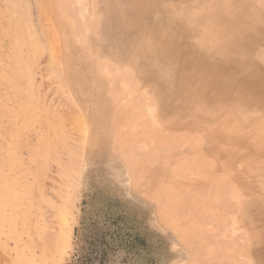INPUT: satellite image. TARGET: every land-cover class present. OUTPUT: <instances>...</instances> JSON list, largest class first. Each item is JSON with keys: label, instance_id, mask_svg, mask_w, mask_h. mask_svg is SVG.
<instances>
[{"label": "rangeland", "instance_id": "obj_1", "mask_svg": "<svg viewBox=\"0 0 264 264\" xmlns=\"http://www.w3.org/2000/svg\"><path fill=\"white\" fill-rule=\"evenodd\" d=\"M11 1L0 264H264V0ZM205 198L222 208L193 210Z\"/></svg>", "mask_w": 264, "mask_h": 264}, {"label": "bare ground", "instance_id": "obj_2", "mask_svg": "<svg viewBox=\"0 0 264 264\" xmlns=\"http://www.w3.org/2000/svg\"><path fill=\"white\" fill-rule=\"evenodd\" d=\"M14 1V0H13ZM13 1H11V3L13 2ZM62 1V0H61ZM9 2H10V0H9ZM59 2V1H58ZM16 3V2H15ZM60 5V4H59ZM18 7V6H17ZM20 7H21V5H20ZM24 7H25V5H24ZM14 9H16V8H14ZM13 9V10H14ZM46 9V8H45ZM45 9L44 8H41V13H43L42 11H44L45 12ZM51 9V8H50ZM11 14H9V16H10ZM41 15V14H40ZM13 17V16H12ZM17 21V20H16ZM1 23V22H0ZM13 23V22H12ZM16 23V22H15ZM20 22H18L17 24H19ZM43 22H42V27H43ZM15 25V24H14ZM20 25V24H19ZM44 25H46V24H44ZM16 26H18V25H16ZM42 29H44V27L42 28ZM24 31H26L25 29H24ZM17 33H19V30H18V32ZM25 34V33H24ZM27 34V33H26ZM48 35V33H44V35ZM19 35V34H18ZM43 35V34H42ZM29 36V35H28ZM69 37V36H68ZM25 38V37H24ZM31 38V37H30ZM26 39V38H25ZM33 39L34 38H31L30 39V42L33 44ZM35 39H36V36H35ZM66 39H67V37H66ZM23 40V39H22ZM23 42H24V40H23ZM22 42V43H23ZM15 43V42H14ZM30 43V44H31ZM17 44V43H16ZM19 44H21L20 43V41H19ZM28 44V46L27 47H29V43H27ZM15 45V44H14ZM18 45V44H17ZM16 45V46H17ZM24 45V44H23ZM23 45L21 44L20 46H22V48H23ZM25 45H26V43H25ZM34 46V45H33ZM12 47V46H11ZM19 47V46H18ZM31 47V46H30ZM45 47V46H44ZM13 49V48H12ZM15 50H17V47H16V49ZM23 50V49H22ZM22 50H21V54H23L22 53ZM19 53V52H18ZM16 55H17V53H16ZM22 57V56H21ZM3 61V60H2ZM28 61V60H27ZM29 62V61H28ZM3 63H5V62H3ZM10 64V63H9ZM0 74H1V72H0ZM2 75L4 76V74L2 73ZM231 76V75H230ZM5 77V76H4ZM233 77V76H232ZM2 78V77H1ZM2 79H4V78H2ZM244 89H245V87H241V88H239L238 89V91H233V92H231V90L230 89H228V90H224L223 92H221V93H219L220 94V96H219V98H218V101L219 102H226L227 104H224L226 107H228L229 108V103H228V99H233V100H238V98L240 97L239 96V93H243L244 92ZM227 91V92H226ZM11 94V93H10ZM202 95L203 94H196V92H194V94H191V98L193 99V98H197V100H198V102H195L196 104H195V106H201V104H204L205 103V101H207L206 99H202L201 97H202ZM201 96V97H200ZM120 99H121V97H120ZM215 100V99H214ZM195 101H196V99H195ZM41 104V103H40ZM221 104V103H220ZM238 107H239V109H234L233 110V112H230L229 110H226V111H221V112H223V113H225V114H232V116L234 117V115H236L237 113H239V115L242 113L241 111L240 112H238L239 110H244V111H246V109H247V104L246 103H243V102H238V103H235ZM21 105H22V103H21ZM206 106V105H205ZM186 108V107H185ZM223 109H225V108H223ZM184 111V110H183ZM185 111H187V108L185 109ZM127 112V111H126ZM126 112H124L125 114H127ZM28 114V113H27ZM250 115V114H249ZM227 116V115H226ZM228 119H229V117H227ZM20 119V118H19ZM172 119V118H171ZM32 120V119H31ZM255 121V120H254ZM136 122V121H135ZM230 122V121H229ZM257 122H258V120H257ZM257 122H255V124L257 123ZM27 124V123H26ZM193 125V124H192ZM252 126H253V123H252ZM22 128V127H21ZM32 128V127H31ZM9 129V128H8ZM64 130V129H63ZM156 130H154L153 132H154V135L156 136L157 134H156V132H155ZM123 132V131H122ZM64 133V132H63ZM30 134V133H29ZM256 135H258V132H257V134ZM47 136V135H46ZM34 137V136H33ZM258 137L259 136H257L256 137V140L258 139ZM156 138H157V136H156ZM119 139V138H118ZM122 140V139H121ZM120 140V141H121ZM33 141V140H32ZM48 141V140H47ZM120 141H118V143H119V145L120 144H122V143H120ZM126 141V140H125ZM174 138H162V137H160L159 138V142H160V146L161 145H167V146H170V144L171 145H173L174 146V148L176 147V144L174 143ZM234 141V143H235V145H236V143L238 142V141H240V140H238V139H235V140H233ZM263 143V142H262ZM70 144V143H69ZM55 145V144H54ZM178 145V144H177ZM234 145V144H233ZM239 145V144H238ZM8 146V145H7ZM57 146V145H56ZM253 147H256V146H254V145H252ZM188 147H191V145H189ZM192 148V147H191ZM159 149V148H158ZM192 151H193V149H192ZM46 153V152H45ZM159 153V152H158ZM154 154V153H153ZM191 154V153H190ZM146 154H144V156H145ZM195 155V154H194ZM33 156V155H32ZM195 157H196V155H195ZM47 158V157H46ZM191 158V157H190ZM45 160V159H44ZM199 160V159H198ZM206 160H207V158H206ZM212 160V159H211ZM185 162L184 163H186V166H187V170L189 171V170H191L192 172H196V173H200V172H206V169L203 167L204 165V163L203 164H201V162H199L201 165H203V166H201L198 162H197V158L196 159H191V160H187V159H185L184 160ZM203 161H204V159H203ZM206 162V161H205ZM182 163V162H181ZM207 164V163H206ZM208 164H209V162H208ZM62 166V165H61ZM211 167V166H210ZM9 169V168H8ZM185 170H186V167L184 168ZM183 169V170H184ZM182 170V173H185L184 171ZM188 171H186V173L185 174H187V172ZM13 172V171H12ZM181 172V171H180ZM179 172V174H181ZM178 173V172H177ZM9 176V175H8ZM212 176V175H211ZM211 178V177H210ZM209 178V179H210ZM214 178H212V180H213ZM219 179V178H218ZM210 181V180H209ZM8 184V183H7ZM3 185V184H2ZM9 185V184H8ZM212 187V186H211ZM216 187V186H215ZM209 189H210V187H209ZM211 191V190H210ZM173 196H175V194H172ZM189 195V194H188ZM190 195H193V194H190ZM211 196H213L212 198H216V196H217V198H219L218 197V195L216 194V195H211ZM189 197V196H188ZM191 197V196H190ZM194 197V196H193ZM200 197V196H199ZM201 198V197H200ZM219 200H220V198H219ZM225 200H227V199H225ZM178 201H179V199H173V198H171L170 199V202H175L174 204L175 205H173V206H171V208H170V211L174 214V213H176V212H180V214L179 215H181V214H183L181 211L183 210L182 208H186L185 210H187V214H190V213H192L193 211H191L192 209L191 208H188V205H190L191 203L193 204V202H191L190 204L188 203V201H186V203L185 204H182V203H178ZM221 202H225L224 200L222 201V200H220ZM220 201H215L214 202V200L212 201V200H207L206 198L205 199H203V200H201V204H195V206L193 207V205H192V208H193V210H198L200 213H203L202 212V210L203 209H205V208H207V209H209V208H214V209H216V210H218V209H220V208H222V203L220 202ZM167 206H168V203H167ZM191 206V205H190ZM200 206H204V208H201ZM182 209V210H181ZM191 209V210H190ZM189 210V211H188ZM170 213V212H169ZM171 213V214H172ZM178 213H177V215H174V217L175 216H178ZM186 214V215H187ZM209 215V214H208ZM182 216V215H181ZM188 216H190V215H188ZM205 217H206V215H205ZM204 216L199 220V223H197L198 221L196 220L195 221V223H192V221H191V225H190V227L193 225V226H196V227H193V230H192V232L190 233V234H194L195 232H196V230H197V228L199 229V231L201 230V226L199 227V225H200V221H202L203 219H207V217L205 218ZM210 217V216H209ZM192 220H194V219H192ZM190 224V223H189ZM199 224V225H198ZM204 224V223H203ZM203 226V225H202ZM192 237V236H191ZM196 238H197V236H196ZM215 238V237H214ZM199 237L197 238V241L199 242ZM194 240H196V239H194ZM194 240H192V241H194ZM211 240H212V238H211ZM191 241V242H192ZM223 241V240H222ZM189 243V242H188ZM193 243V242H192ZM211 244H213V246H214V244H215V242L214 241H211ZM218 245V244H217ZM216 244H215V246H217ZM211 247L210 248V250H211V253L210 252H207L206 253V255H208V256H212L213 254H217L218 256L219 255H223V253L225 254V250H224V248L222 247V245L221 244H219V246L220 247ZM222 248H223V250L224 251H222ZM221 257V256H220ZM225 257V256H224ZM223 257V258H224ZM222 258V257H221ZM220 258V260H223V259H221ZM204 259L205 258H203L201 261H204ZM208 259H210V258H208ZM206 260V261H208L207 263L209 264H211L212 263V261H210V260ZM227 259V258H226ZM229 259V258H228ZM225 260V259H224ZM223 260V261H224ZM230 260V259H229ZM195 261V260H194ZM200 261V260H199ZM200 261V262H201ZM216 262V261H215ZM214 262V263H215ZM226 262H227V260H226ZM226 262H224L223 264H226ZM203 263V262H202ZM202 263H200V264H202ZM222 263V262H221ZM228 263V262H227ZM229 263H230V261H229ZM204 264H205V261H204ZM215 264H219V263H215ZM231 264V263H230Z\"/></svg>", "mask_w": 264, "mask_h": 264}]
</instances>
